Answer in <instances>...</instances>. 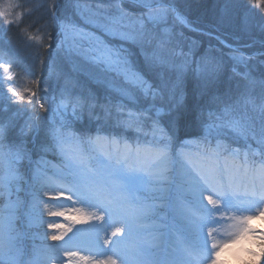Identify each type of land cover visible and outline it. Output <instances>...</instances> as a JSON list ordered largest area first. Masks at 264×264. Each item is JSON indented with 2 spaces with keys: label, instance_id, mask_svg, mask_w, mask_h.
<instances>
[{
  "label": "snow or ice",
  "instance_id": "1",
  "mask_svg": "<svg viewBox=\"0 0 264 264\" xmlns=\"http://www.w3.org/2000/svg\"><path fill=\"white\" fill-rule=\"evenodd\" d=\"M254 2L257 8L264 9V0H254ZM145 6L152 7V5ZM169 12L176 14V19L180 23H185L175 8L165 10L164 15ZM0 17L3 18L5 25L13 23L8 18L7 11H0ZM149 19H163V17H154L149 13ZM244 22L247 23V20ZM95 23L112 35L140 43L144 53L143 67L135 68L128 55L121 54L119 50L113 51L103 42L95 40L91 34L78 29L70 21L62 25V30L65 37L70 33H75L94 41L91 51L95 55L92 59L105 64L108 68L120 71L129 84L142 92L145 97H151V106L144 109L141 115L136 118L139 121L137 124L139 135L135 147L123 137L118 140L110 132L107 135H102L101 133L104 131L102 128L96 130L95 137L84 134L78 140L71 133L63 130L66 127L65 123H62L60 128H52L49 133L51 143L44 150H51L58 154L61 157L62 166L56 168L53 176H49L41 164L36 163L35 170H32V206L36 209L39 205H43L48 216L63 218L65 221V223L46 221L43 219V211L36 213V219L40 224L46 223L49 229L58 230L56 234H51V240L63 241L64 245L51 246V251L63 253V256L68 258L66 264H136L139 255V248L135 240L136 233L142 221L153 211V206L141 202L137 194L153 183L154 178L160 174L158 170L170 159V146L175 137L176 116L183 107V98H176L173 92L167 105L159 108L155 106V101L160 97L163 89L158 91V86L151 82L149 73L153 70L158 57L155 52L149 54L147 49L143 48L144 32L132 34L122 31L118 25L113 27V21L108 18L97 20ZM259 28L264 31V23H261ZM48 46L50 47V45ZM227 46L231 47V45ZM239 51L238 48L233 49V52ZM233 59L247 65V60L243 56L234 55ZM0 67L7 70L8 65L0 64ZM9 79L11 78L9 77ZM8 92L12 94L11 97H7L9 100L12 97H17L19 102L26 100L24 93L16 91L13 87H9ZM122 94L126 93L122 90ZM33 96H36V92H31L27 97L28 103L32 102L31 97ZM40 107L46 112L53 110L50 106L45 108L44 103H41ZM60 107L66 110L65 105L61 104ZM153 109H155V117L151 116ZM261 111L264 112V108ZM143 113L149 114L150 126L145 124ZM162 114L167 117L166 123L163 124ZM79 118L76 106H73L72 119ZM196 120L203 132H209L214 127L240 126V121L233 117L232 109L228 105H225L223 110L219 107L216 110L210 108L207 113L201 108L196 114ZM13 130L14 122H0V159L5 156L2 151V141ZM36 131L38 128L34 123L26 122L20 128L18 135L26 140L32 132ZM140 136L145 138L151 136L152 140L145 139V142L141 144ZM204 141L207 143V137H204ZM259 142L264 145V127L261 129ZM104 143L113 145L123 143V148L116 152H92L81 147V145ZM13 149L7 153V168L5 174L0 176V197H9L12 193L11 186L21 179L17 165L24 166L23 162L28 160V165L25 168L26 171L31 170L32 161L25 144L21 142L14 145ZM262 155H264V148H262ZM220 158L221 146L219 144L215 149H209L202 155L203 163L201 165L186 161L183 156L180 157L181 167L191 177L194 185L191 198L204 209L203 213L195 211L190 203L184 200L181 217L185 226L197 237L203 228H208L207 235L211 236L213 230L209 228V225L224 222V218L227 217L233 221L231 227L235 229L234 239L230 243L237 244L241 241H248L250 244L258 245L260 255L264 256V232L259 231L252 224L254 220H264V207H261L264 205V159L259 167H256L254 164H249L245 154L242 162L233 163L229 167L221 166ZM241 172L245 176L249 173L254 176L258 175L259 183L257 184L253 180L250 184L238 185L235 176ZM53 185H55L54 188ZM217 186L219 190H216ZM206 191L209 194L205 196ZM52 192L55 193L54 197L51 195ZM45 195L50 199H43ZM52 199L55 200L52 207L56 210L49 208ZM205 199L211 207L202 203ZM255 209H259V211ZM246 211L252 212V214L229 215V213ZM188 213L197 219L193 220ZM217 216L219 219L216 218ZM11 219L8 217L5 221L4 218H0V227L5 222L10 226ZM47 235L48 233H45L46 238ZM207 245L208 241L205 240L203 250L208 253L206 259H209L211 264H220L221 251L227 244L213 243L211 249ZM82 251H91L93 255H84ZM244 251L253 257L257 255L251 249H244ZM108 252H111V255H108ZM94 256H103L104 258H93ZM56 258L48 257L52 260Z\"/></svg>",
  "mask_w": 264,
  "mask_h": 264
},
{
  "label": "trees",
  "instance_id": "2",
  "mask_svg": "<svg viewBox=\"0 0 264 264\" xmlns=\"http://www.w3.org/2000/svg\"><path fill=\"white\" fill-rule=\"evenodd\" d=\"M3 2L4 11L14 7L18 23L13 21L7 26L5 35L0 36V60L9 67V79L12 84H25L29 78L28 92L40 90L43 86L42 96H50L61 104V99L75 105L79 113V119L67 117L66 127L63 129L71 133L77 140L84 134L89 135L101 128L119 124L122 114L118 111L119 101L111 99L109 103L104 101L106 92L98 84L92 81V77L75 70L67 58L59 57L56 53L55 37L58 36L56 15L60 21L82 23L77 4L93 5L96 9L112 11L121 7L131 16L143 17L147 11L144 7L132 0H7ZM167 2L180 3V10L184 21L192 24L194 28H188L176 19L173 13L168 18L154 26L155 23L147 22L143 31L145 39L142 41L143 48L148 53L155 52L158 60L167 61L155 64L149 73L151 82L158 86V91L163 89L155 106H165L172 98H183V107L176 116L175 137L171 148L179 139L185 137H215L216 133L224 147L242 146L249 150L253 146H259L261 153L264 145L260 144L261 129L264 127V52L257 54L255 63L241 64L233 60L230 52L233 49L222 43L207 30L215 32L226 41L238 45L247 52L252 50H264V31L259 25L264 23V9L257 8L254 0H165ZM42 14L43 18L36 17ZM15 15L13 18H15ZM12 18V19H13ZM247 20V23L244 22ZM85 22V21H84ZM6 27L3 18L0 17V27ZM250 26V27H249ZM246 28L245 30H242ZM250 30L248 32L247 29ZM47 29V33L46 32ZM35 31L41 35V39L35 43L29 42L34 38ZM245 31V32H244ZM109 42H118L129 51L132 59L139 68L144 65V53L140 43L121 40L106 35ZM209 40V41H208ZM50 45V47L48 46ZM50 60L52 67L49 71H43L46 61ZM15 79V81H14ZM40 79V82H39ZM29 93V95H30ZM28 95V96H29ZM45 99V97H42ZM36 105V96L31 97ZM163 104V105H162ZM113 110V114H107L103 119L91 115V108L99 111V106ZM228 105L232 114L241 113L240 120L243 130L236 133L228 132L225 127H214L209 132H203L196 120V114L201 108L205 113L211 108L221 110ZM140 115L143 108H139ZM109 112V111H108ZM26 112H14L10 109L0 112V122H14V130L5 138L18 139L19 127L22 124L21 115ZM145 115L144 122L150 126L149 114ZM155 117V109L151 113ZM131 127H136L137 119L127 120ZM162 124L166 123L167 117L162 114ZM41 132L37 138V144L33 149L36 157L51 156L59 159L60 156L53 151H45L51 143V137L46 126L53 127L58 119L53 121L49 118L45 109L40 111ZM70 122V126H69ZM62 123H58L60 128ZM16 133V134H15ZM15 134V135H14ZM30 136L24 140L27 144ZM204 141V140H203ZM205 142V141H204ZM83 147V145H81ZM28 150V149H27ZM148 189V187H147ZM148 195L146 200L151 199V192L143 190L139 195ZM138 195V196H139ZM142 202V201H141Z\"/></svg>",
  "mask_w": 264,
  "mask_h": 264
},
{
  "label": "rangeland",
  "instance_id": "3",
  "mask_svg": "<svg viewBox=\"0 0 264 264\" xmlns=\"http://www.w3.org/2000/svg\"><path fill=\"white\" fill-rule=\"evenodd\" d=\"M162 0H146V2L148 4H154L157 2H160ZM165 1V0H164ZM162 1V2H164ZM4 5L6 2H8L7 0H0V11H4L2 8V5ZM171 5H161L159 7H155V8H150L149 10H147L145 13V15L143 17H135V16H131L129 15L127 12L123 11L121 7H118L112 11H103V10H99L96 9L93 5L88 6L86 4L83 3H79L77 4V8H78V12L80 14V18L81 20H85L86 23L88 24L87 26H76L78 29H82L83 32L85 33H89L91 34L93 37H95V40L101 41L103 42L104 45H106L108 48L112 49L113 51H117L119 50L121 52V54H126L129 56L128 51L125 49L124 50L121 49V47H118L116 44L110 43L106 40V36L105 35H109L111 37H118L119 39L120 36L117 35H112L109 32L105 31V29L101 26H99L97 23H95V21L97 20H103L104 18H108L111 19L113 21V27L115 26H119L120 29L122 31H126L129 33H137V32H141L143 31L144 27H146L147 22L152 23V24H156L154 26L158 27V24L161 22H164L169 14L171 12H169L167 15H164L165 10H168L170 8H175L176 12L181 16L184 17L181 10H180V3H170ZM79 5V7H78ZM15 8L14 7H10L8 13H9V19L12 21H15V23H18V21L20 20L21 17L17 18L16 17V13H15ZM149 13H151V15H153L154 17H163V19H154V20H150L149 19ZM15 15L16 19L13 18ZM176 15V14H174ZM41 19L43 18L42 14H37L36 17H38ZM13 18V19H12ZM184 19V18H183ZM5 25V24H4ZM7 26L3 28L0 27V36L5 35V31L7 29ZM250 27V26H249ZM246 28L242 29L245 30ZM250 30L247 29L246 32H248ZM62 32V40H61V44L59 43L58 46V51L60 53H62L61 55L67 54L69 57H71L75 63V66L78 67L80 70L85 71L84 74L89 76V77H93L94 79H96L97 81H103L105 83H103V88L106 91V94L104 96V100H106V98H113V97H122L124 99H127L130 101V103L132 102H136V99L139 96H142L144 101H151V97H145L144 94L142 92H140L138 89L134 88L131 84L128 83V81L125 79L124 75L116 70V69H112V68H108L105 64L103 63H99V62H95L92 57L95 55L94 52L91 51L94 41H90L80 35H77L75 33H70L67 37H65L64 32L61 30ZM245 32V31H244ZM47 33V29L46 32ZM41 39V35L39 33H37L35 31L34 33V38L29 39V42H31L32 44L35 43L36 45L37 40ZM223 39V38H222ZM125 40V39H122ZM131 40V39H128ZM224 41H226V39H223ZM132 41V40H131ZM209 41V40H208ZM262 53V51L260 50H252V52H247V54L251 55V57H248L246 55H243L241 53H236L233 54L232 57L234 55L236 56H243L245 60H247V64L248 63H255L257 62L254 58L253 55L255 54H259ZM131 60V59H130ZM132 61V60H131ZM236 61V60H235ZM165 63L167 64V61L163 60V61H157V63ZM237 62V61H236ZM133 66L137 69H139L138 64L135 62H133ZM242 64V63H241ZM7 70L9 71V67L7 68ZM7 70H5L4 68L0 67V82H3V74L7 73ZM2 86V85H0ZM15 90L18 92H22L24 93L26 100L25 102H27V97H28V86L26 87L25 85L22 84H16L15 85ZM122 90L123 92H125L126 94H122ZM12 94L8 92V89H4L2 92H0V103L7 101V102H11L13 103L14 107H18L20 103L23 102H19L17 97H12L11 100H9L7 97H11ZM147 100V101H146ZM43 100L39 99L38 103L39 105L42 103ZM66 106V110L65 108L61 107V109L59 110V113L62 112L64 113L65 111H67L69 109V106L67 104H64ZM20 111V110H18ZM237 115L235 113H233V117L240 121V126H226V130L228 132H232V133H236V130H243V126H242V122L240 120L241 117V113L237 112ZM29 116H33L34 115V110H32V112H30L28 114ZM26 118V116H25ZM35 118V117H34ZM34 118H32L30 120V122L33 120L32 123H35ZM36 119V118H35ZM37 120V119H36ZM40 120V118H39ZM40 123V128H41V122ZM37 127V125H36ZM218 128L214 129L213 131L217 130ZM222 129V128H221ZM19 132V131H18ZM16 134V133H15ZM14 134V135H15ZM219 135V134H218ZM4 142V139L3 141ZM21 142H23V138L22 137H18V139H11L7 141L8 144H11L10 147H13L14 145H18ZM188 145V144H187ZM216 144L211 145L210 149H213L215 147ZM98 147H96V149H98V151H104L106 152L107 150L116 151V147L115 145H107L106 143L104 144H98ZM108 146V147H107ZM123 148V145L120 146V150ZM28 152H30V149L27 150ZM205 153V151L203 149L201 150H187V151H183V153L181 154V156H183V158L186 161H191L194 164L197 165H201L203 163V161L201 160L202 155ZM256 154H259L258 149L255 148V152ZM235 154V155H234ZM180 156V157H181ZM240 158H244V156H240L237 150H231L229 152H227L226 155H221L220 158V164L221 166H229L231 167L233 165V163H240L242 162L240 160ZM7 155H5L3 157V159L0 160V164L4 163L3 165V170L6 171L7 168ZM252 165V164H250ZM256 167H259L260 163L254 164ZM60 167V166H58ZM57 168V167H56ZM180 170L183 172L180 176L178 175L177 177V181H174V179L172 177H170L167 173H163L165 171V164L158 170V172L160 173L159 175H157L154 180H153V188L151 189V186L145 187V191L148 190L151 192V196L153 195H160L162 193V191H166L167 193L165 194L164 198L161 197L160 200H162L161 203V207H163V211H160V214L157 215H153L151 217H146L142 223L145 224L144 227L138 229L137 233H136V244L138 245L139 248V255L136 259V264H148L150 259L147 260V252L148 250L151 249H147L148 247L151 246H162V244H164L168 238L165 235L166 231L163 230V227H167V226H172V237L173 240H179L181 236H185V240L188 242L189 244V240H191L192 242H195V237H190L189 235L192 236L191 230H189L186 226H185V222L184 223H180L178 221H176V219H173L168 208H170V199L168 196H170V190L171 188L174 186V184L178 187L177 191L181 188L182 190L178 191V194H182L185 198V193L188 192V194H191V191L194 188L193 182L191 177L184 171L183 168H180ZM56 172V171H55ZM55 172H53L52 176L55 174ZM236 179V183L238 185H243V184H250L253 180H255V182L258 184L259 183V176L258 175H253L251 173H249L247 176L244 175V173H237L235 176ZM53 188L55 187V185L52 186ZM15 190H17L16 188L13 189L12 188V193L9 197H6L8 200V204L9 207L6 208V210L4 211V209L0 208V218H4L5 221L7 220L8 217H11V225L9 226L7 222H5L3 224L2 227H0V264H66L67 262V257L64 256H60L57 254H53V253H49V252H45L42 254H37L35 256H33L31 259L27 258V249L24 246V249H21V246H18L16 244V242L12 241L11 239H20L21 237H25V230L22 226V213H23V208L24 205L27 203H32V198L30 197H26V195L23 196V198L21 197V195H17L16 197V192ZM219 190V187L217 186V189ZM54 193V192H53ZM55 194V193H54ZM209 193L206 191L204 193V195H208ZM67 195V193H66ZM213 198H215V195H213ZM165 199V200H163ZM174 203L171 207H173V209L181 215V211H182V203L184 200L183 198H177L176 196L174 197ZM159 200V201H160ZM202 203L207 206L210 207V205L207 204V200H203ZM192 209L195 211H198L200 213L201 210L200 208L196 207V206H192ZM261 207H264V205H261ZM3 210V211H2ZM54 210H56L54 208ZM256 211H259V209H255ZM204 211V209H203ZM22 212V213H21ZM249 214H245V213H229L230 216L232 215H251L252 212L247 211ZM188 215L193 219L196 220L197 218L194 216H191V213H188ZM217 219H219V216L216 217ZM252 223L254 224V227L256 229H258L259 231L264 232V220L261 219H257L254 220ZM233 224L232 220L227 219V217L224 218V222L218 223V224H214V225H209V228H211L213 230V234L211 236L207 235L208 232V228H203L202 231L199 233V243H194L193 248H191L194 252H195V256H193L192 254H188L186 253L188 256H192L194 257V259H197L199 261L200 264H211V261L209 259H206L208 253L206 251L203 250L204 247V241L207 240L208 241V245L207 247L209 249H211V246L213 243L216 244L217 240H220L218 242V244L220 245H225L227 244L226 247L223 248V250L221 251V255L219 257L220 260V264H245L243 262V257L244 255H246V251H244V249H248L249 247L253 246L257 248V253L260 252V248L258 245H253L250 244L248 241H243L242 243H237V244H232L230 243V241L232 239H234V232L235 229L231 227V225ZM154 225V226H151ZM151 228H153V230H150ZM160 229L162 230V232H160ZM180 233L181 235L178 237L177 234L175 233ZM196 235V234H194ZM193 235V236H194ZM197 236V235H196ZM149 237H153V239L149 240ZM41 239H43V236H40ZM115 239V238H113ZM202 242V243H200ZM166 244V243H165ZM164 244V245H165ZM110 247V246H109ZM239 247L240 250L237 251V248ZM233 250V252H232ZM232 252V253H231ZM237 254V259H232V257H230L231 255L234 256V254ZM82 254L84 255H93V253L91 251H82ZM159 254V251H158ZM224 254H226L225 256H223ZM108 255H111V252H108ZM176 255H180V254H176ZM50 256H54L57 257L56 259L52 260V259H48V257ZM182 256V254L180 255ZM256 256H259L256 255ZM151 257V256H150ZM158 257V255H157ZM157 257L155 258V261L157 259ZM183 257V256H182ZM42 259L41 261L39 259ZM93 258H98V259H103V256H94ZM228 258V259H227ZM226 259V260H225ZM254 262H258L260 260L259 257H252L251 258ZM225 260V261H224ZM264 264V258H262L258 264Z\"/></svg>",
  "mask_w": 264,
  "mask_h": 264
}]
</instances>
